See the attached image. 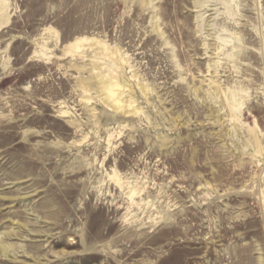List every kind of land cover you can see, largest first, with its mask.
Masks as SVG:
<instances>
[{
    "label": "rangeland",
    "instance_id": "rangeland-1",
    "mask_svg": "<svg viewBox=\"0 0 264 264\" xmlns=\"http://www.w3.org/2000/svg\"><path fill=\"white\" fill-rule=\"evenodd\" d=\"M0 264H264V0H0Z\"/></svg>",
    "mask_w": 264,
    "mask_h": 264
},
{
    "label": "bare ground",
    "instance_id": "bare-ground-1",
    "mask_svg": "<svg viewBox=\"0 0 264 264\" xmlns=\"http://www.w3.org/2000/svg\"><path fill=\"white\" fill-rule=\"evenodd\" d=\"M98 44H99V42H98ZM74 45H76V44H74ZM90 78H87L84 80L82 79L83 81L80 82L83 89L87 90L89 83H91L92 81L95 80V82L97 83V92L101 93L100 95H103V97L102 96L101 97H102L103 102L106 105L111 106L114 110H118V111L121 110L123 112H128L125 110V108H126V106H128V104L131 103V99L121 100L119 98V96L121 94V89L124 87L123 80L121 81V80H118L115 76H106L105 74H102V73L93 75V79H90ZM131 111L134 114L136 113L135 108L132 109ZM123 112H121V113H123Z\"/></svg>",
    "mask_w": 264,
    "mask_h": 264
}]
</instances>
